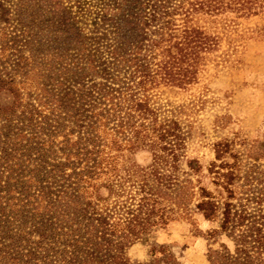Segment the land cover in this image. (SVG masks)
Instances as JSON below:
<instances>
[{
  "label": "trees",
  "instance_id": "1",
  "mask_svg": "<svg viewBox=\"0 0 264 264\" xmlns=\"http://www.w3.org/2000/svg\"><path fill=\"white\" fill-rule=\"evenodd\" d=\"M263 13L264 0H0V264H133L134 239L195 214L233 245L207 264H264V141L241 155L218 141L203 168L187 107L153 99L228 61L226 30ZM147 258L181 264L164 245Z\"/></svg>",
  "mask_w": 264,
  "mask_h": 264
},
{
  "label": "rangeland",
  "instance_id": "2",
  "mask_svg": "<svg viewBox=\"0 0 264 264\" xmlns=\"http://www.w3.org/2000/svg\"><path fill=\"white\" fill-rule=\"evenodd\" d=\"M233 47L228 61L214 66L208 63L197 82L185 90L160 87L154 101L166 107H187L191 123L187 154L204 168L212 161V145L222 140L240 143L233 150L240 155L252 140L264 141V13L248 19H237L226 30ZM226 48L222 41L221 50ZM244 146L243 148H241ZM138 165H146L149 157L138 152L131 157ZM264 172V159L258 161ZM206 183V181H204ZM218 220L206 221L199 215L191 220H177L163 230L134 239L126 250L133 264H145L150 244L164 245L181 264H207L208 248L224 243L233 245L223 235H211Z\"/></svg>",
  "mask_w": 264,
  "mask_h": 264
}]
</instances>
